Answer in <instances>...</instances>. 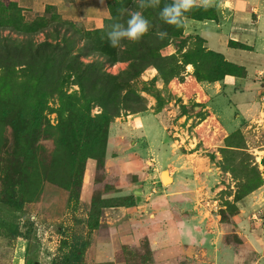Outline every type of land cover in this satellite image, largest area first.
Instances as JSON below:
<instances>
[{"label": "rangeland", "instance_id": "374dc122", "mask_svg": "<svg viewBox=\"0 0 264 264\" xmlns=\"http://www.w3.org/2000/svg\"><path fill=\"white\" fill-rule=\"evenodd\" d=\"M109 1L117 19L120 9H133L134 0ZM198 2L205 4L192 0ZM53 14L43 23L27 20L14 0H0V41L25 40L22 25L33 23L34 43L54 42L59 18ZM72 24L76 37L87 30ZM209 28L202 32L209 46L245 66L248 76L226 78L220 93L209 89L220 58L184 32L163 50L164 75L149 67L135 81L146 111L121 110L103 152L66 145L60 95L52 93L36 111L30 87L0 69V264H68L76 239L90 241L82 264H264V86L258 78L264 50L257 40L255 50L231 48L227 31ZM127 66L105 70L117 74ZM78 90L73 78L64 79L65 95ZM208 94L218 117L207 107ZM36 112L41 126L22 144L17 130ZM99 112L92 103L90 115ZM165 171L171 183H162ZM237 194L244 195L240 201ZM21 234L29 235V252Z\"/></svg>", "mask_w": 264, "mask_h": 264}, {"label": "trees", "instance_id": "16d2710c", "mask_svg": "<svg viewBox=\"0 0 264 264\" xmlns=\"http://www.w3.org/2000/svg\"><path fill=\"white\" fill-rule=\"evenodd\" d=\"M165 2L166 0H160L158 6L141 9L151 21L148 33L137 42L122 41V45L116 48L109 47L105 36L106 27L117 19L109 0L107 3L110 18L104 21V25L94 30H85L77 37L71 32L74 27L73 22L62 19L54 7L47 6L44 15L37 16L36 19L39 18L40 23H43L46 21L45 15L49 11H54L52 18H59L56 24L59 28L63 27V33L60 34L58 28V35L54 42L45 40L36 44L31 38L36 30L35 24L26 23L22 25L23 35H26L25 40L18 43L7 37L2 39L0 41L2 76L7 74L15 76L20 84L30 87L33 97L37 100L34 107L36 111L42 109L49 95L59 94L62 103L61 110L67 116L61 126L63 142L71 148L87 146L88 151L99 148V152H103L110 124L120 115L121 110H128L132 113L146 111V103L133 85L149 67H155L162 76L164 75L169 58L163 55V50L174 38L183 37L184 19H217V11L214 7L192 3L191 7L184 12L180 26L167 25L158 16L159 9ZM14 3L16 8L22 12L16 0ZM131 7L133 10L137 9V0L132 1ZM127 15V12L122 13L118 20L123 22ZM160 30L168 33L164 39H159L155 35ZM196 37L205 42L200 36ZM80 39L84 42L78 46ZM229 44L240 49H249L248 46L237 42L232 41ZM207 51L220 58V64L215 72L217 78L212 82L221 81L226 76L245 77L247 75L245 67L225 60L221 53ZM82 57H89L90 60L84 61ZM119 62H126L128 66L117 74H111L105 70L106 65H115ZM66 77L73 78L79 88L74 93L78 95L63 93L62 86ZM156 80L157 77L154 76L151 82L155 83ZM92 103L100 108V112L94 117L90 115ZM40 126V115L36 112L29 122H25L24 126L17 130L20 142L24 144L25 137L39 130ZM70 156L76 160L75 162L82 161L80 159L83 157L82 154L73 151L70 152ZM10 194L11 189L7 190V195ZM243 196L237 194L235 201H240ZM4 203L16 209L22 208L21 204L11 200H4ZM20 236L28 241L26 250L29 252L31 246L29 235L21 234ZM89 245V240L76 239L67 256L68 264H82V255Z\"/></svg>", "mask_w": 264, "mask_h": 264}, {"label": "crops", "instance_id": "0c3cea01", "mask_svg": "<svg viewBox=\"0 0 264 264\" xmlns=\"http://www.w3.org/2000/svg\"><path fill=\"white\" fill-rule=\"evenodd\" d=\"M16 2L27 20H33L37 16L44 15L47 6L54 7L62 19L82 23L87 30L101 28L104 25V21L110 18V10L107 0H104L103 3H101V0H16ZM203 2L205 4L199 2L196 4L214 7L217 11V19L196 20L185 18L184 32L186 36L190 34L200 36L205 41L207 50L218 52L209 46V41L206 39L207 37L202 35V32L210 29L209 24L212 23L217 25L221 34L227 31L225 33L227 39H224V42L229 47L239 50H247L230 46L229 43L233 41L248 46V50H255L256 45H259V47L264 50V0H203ZM225 4L226 7H222V5L224 6ZM223 9L225 11H223ZM247 9H250V11L247 12ZM253 15L254 17H252ZM256 40L258 41V44L252 45ZM224 58L229 62L241 65L228 60L225 56ZM247 76L248 74L245 77L226 76L221 81L207 83V85L209 89L213 88L216 93H220L222 82L226 78L245 79ZM258 78H263L264 80V70L258 71ZM263 80L260 81L261 87L264 86ZM259 94L260 91L258 90L256 95ZM208 98V109L215 117H218L210 107L211 98L209 94L205 95V99L208 100ZM171 178L173 179V177Z\"/></svg>", "mask_w": 264, "mask_h": 264}, {"label": "clouds", "instance_id": "9594fccd", "mask_svg": "<svg viewBox=\"0 0 264 264\" xmlns=\"http://www.w3.org/2000/svg\"><path fill=\"white\" fill-rule=\"evenodd\" d=\"M104 0H101L103 3ZM160 0H137V9H120L121 13L127 12V18L120 22L114 19L105 30V36L109 47L116 48L122 45V41L137 42L148 33L151 28V21L143 14L141 9L155 7ZM192 4V0H166L160 7L158 16L167 25L180 26L182 17ZM157 38L164 39L168 33L160 30L155 33Z\"/></svg>", "mask_w": 264, "mask_h": 264}, {"label": "water", "instance_id": "95a60500", "mask_svg": "<svg viewBox=\"0 0 264 264\" xmlns=\"http://www.w3.org/2000/svg\"><path fill=\"white\" fill-rule=\"evenodd\" d=\"M161 180L162 183H171L172 182V178L170 177V175H168V172H163L161 175ZM31 264H40L38 261H32Z\"/></svg>", "mask_w": 264, "mask_h": 264}, {"label": "flooded vegetation", "instance_id": "af4514ba", "mask_svg": "<svg viewBox=\"0 0 264 264\" xmlns=\"http://www.w3.org/2000/svg\"><path fill=\"white\" fill-rule=\"evenodd\" d=\"M26 262H27L26 264H31L32 261L31 260H26Z\"/></svg>", "mask_w": 264, "mask_h": 264}]
</instances>
